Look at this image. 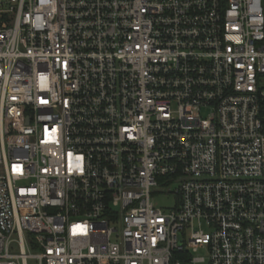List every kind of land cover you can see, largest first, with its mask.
<instances>
[{
	"label": "built area",
	"instance_id": "built-area-1",
	"mask_svg": "<svg viewBox=\"0 0 264 264\" xmlns=\"http://www.w3.org/2000/svg\"><path fill=\"white\" fill-rule=\"evenodd\" d=\"M0 264H264V0H0Z\"/></svg>",
	"mask_w": 264,
	"mask_h": 264
},
{
	"label": "rangeland",
	"instance_id": "rangeland-1",
	"mask_svg": "<svg viewBox=\"0 0 264 264\" xmlns=\"http://www.w3.org/2000/svg\"><path fill=\"white\" fill-rule=\"evenodd\" d=\"M155 205L162 209L173 208L176 200L173 196H160L154 199ZM195 255H205V250H201L198 254Z\"/></svg>",
	"mask_w": 264,
	"mask_h": 264
}]
</instances>
